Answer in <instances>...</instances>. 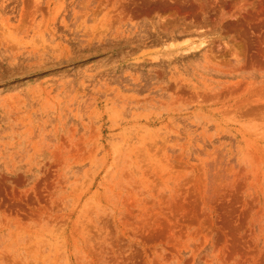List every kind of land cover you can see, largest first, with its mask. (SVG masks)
I'll return each instance as SVG.
<instances>
[{"label":"rangeland","instance_id":"rangeland-1","mask_svg":"<svg viewBox=\"0 0 264 264\" xmlns=\"http://www.w3.org/2000/svg\"><path fill=\"white\" fill-rule=\"evenodd\" d=\"M0 264H264V0H0Z\"/></svg>","mask_w":264,"mask_h":264}]
</instances>
